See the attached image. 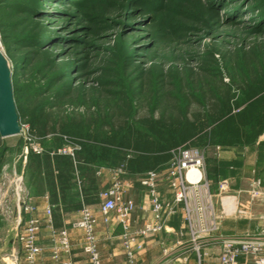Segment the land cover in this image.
<instances>
[{"label":"trees","instance_id":"1","mask_svg":"<svg viewBox=\"0 0 264 264\" xmlns=\"http://www.w3.org/2000/svg\"><path fill=\"white\" fill-rule=\"evenodd\" d=\"M183 3L195 6L209 31L236 25L248 13L246 36L264 39V0H0V34L13 58L20 121L43 148L29 151L26 168L32 186L48 188L55 216L101 202L102 167L144 175L168 167L179 147L264 146V40L248 50L238 48L239 77L232 84L223 79L216 87L202 84L196 102L195 90L188 92L184 79L176 78L192 69H170L173 93L160 84L168 74L160 63L148 71L137 62L139 56L160 58L158 45L188 31L178 19ZM60 22L61 29H53ZM111 31L114 43L95 51ZM100 54L106 61L92 67ZM30 66L34 78L27 75ZM157 89L164 93L140 112L136 100ZM164 94L173 99L170 112L161 108ZM68 103L89 111L63 114ZM68 146L73 153L62 151ZM6 150L0 136V172Z\"/></svg>","mask_w":264,"mask_h":264},{"label":"crops","instance_id":"2","mask_svg":"<svg viewBox=\"0 0 264 264\" xmlns=\"http://www.w3.org/2000/svg\"><path fill=\"white\" fill-rule=\"evenodd\" d=\"M263 140L264 136L260 141ZM66 149L67 153H73L72 147L68 146ZM208 149L213 150L215 162L213 165L209 164L206 149H203L205 165L202 175L209 182L208 191L211 195L204 193L203 201L191 203L190 213L185 202H176L175 190L168 179L167 166L158 170L155 180L158 196L166 207L161 212V218L156 217L150 187L142 184V177L147 174L130 175L113 167L99 169L102 193L120 180L124 186L123 199L133 200L135 204L130 219V231L135 241L129 248L125 244V230L117 213L112 211L108 215L109 220H105L102 198L98 204L85 205L80 210L55 216L48 188L34 187L31 184L26 168L28 154L22 149L18 157L2 165L1 171L4 166L10 165L11 171L15 170L24 175L26 192L34 211L28 213L22 206L20 208L12 187L4 195H0V264H11L10 257L13 253L19 255L22 261L25 260L18 236L24 221L30 217L38 218L41 223L38 244L43 251L38 259L39 264L67 261L72 264H91L90 255L85 250V231L79 225L84 209H89L97 219L96 237L102 264H130L129 250L134 253L136 264H221L219 257L224 237L264 233V146L256 144L234 149ZM191 177L197 178V173H192ZM227 178L233 182L229 183L226 191H221L218 183ZM256 188L262 194L252 198L248 191ZM75 192L79 201L80 190L76 189ZM162 221L165 229L154 237L145 238L139 233L146 225H156ZM206 226L216 228L202 233L199 242L202 248L198 251L192 240L193 231L199 232L200 228ZM63 229L69 234V252L61 248L60 232ZM57 250L60 253L59 259L54 258ZM239 260L244 261V257Z\"/></svg>","mask_w":264,"mask_h":264},{"label":"built area","instance_id":"3","mask_svg":"<svg viewBox=\"0 0 264 264\" xmlns=\"http://www.w3.org/2000/svg\"><path fill=\"white\" fill-rule=\"evenodd\" d=\"M36 153H42L43 148L37 146L33 149ZM63 152H67L64 149ZM29 153V147H26L25 154ZM205 165V157L201 150L197 148L179 147L173 151V158L167 167L168 179L172 188L175 190L176 202H185L188 206V213L191 211V203L200 200L203 201L204 193L211 195L209 190V182H207L203 175L202 169ZM10 165L4 166L0 172V195H4L11 187L15 189L17 203L24 208L28 213L34 211V206L29 202V198L25 188L24 175L17 173L15 170L11 171ZM14 168V167H13ZM197 173V178H192V173ZM158 177V171H150L146 176L142 177V184L150 187L152 193V203L157 218H161V212L165 204L160 200L157 190L155 188V180ZM229 187L227 181L220 184V190L226 191ZM123 183L120 180L105 190L101 194L103 199L102 212L105 220L108 221V215L115 211L118 215V220L122 223L125 230V244L129 248L130 244L135 241L130 229L131 214L135 209L133 200L125 201L123 199ZM207 191V192H206ZM198 192V195H197ZM252 198L259 197L262 192L260 189H252L248 191ZM198 196V198L196 197ZM83 218L79 225L84 229L86 235L85 250L89 253L91 264H102L101 256L98 249V241L96 237L97 219L89 209L83 210ZM50 212V211H49ZM191 218V214H190ZM214 227L200 228L199 232L193 231V242L195 248L200 251L202 244L199 243L201 235L204 232H209ZM41 229L40 220L36 217H30L24 221L23 229L20 232L18 239L22 245L25 253V260H21L19 255L13 253L10 257L11 264H39L38 259L42 254L43 248L38 244V237ZM165 229L162 222L153 225L149 224L143 227L139 233L145 238H151ZM61 248L69 252L71 243L69 234L66 229L60 232ZM130 264H136L134 253L129 250ZM59 251L54 254L55 259H59ZM244 257V261L240 262L239 258ZM221 264H264V233L258 235H247L245 237H224L222 240V252L220 255ZM58 264H72L71 262H60Z\"/></svg>","mask_w":264,"mask_h":264},{"label":"rangeland","instance_id":"4","mask_svg":"<svg viewBox=\"0 0 264 264\" xmlns=\"http://www.w3.org/2000/svg\"><path fill=\"white\" fill-rule=\"evenodd\" d=\"M183 5H185V3H183ZM194 8L195 6L186 4L184 8L185 11H182L178 16V19L189 27L188 31L182 38L173 39L171 41L158 45L156 49L160 58H158L157 56L155 59H151V57L148 58L147 56H139L137 58V62H140L143 69L148 71L153 67V62L156 61L160 63L163 66L164 71L168 73L160 81V84L164 82V86L167 87L166 92L173 91V93L174 91L176 92V87H174L173 84L175 76L169 74L170 69L175 65H177L180 69H184L185 67L192 69V73L189 75L184 73V71L182 70L180 75L176 76V78L182 77V79H184L183 82L187 86L185 87V90H188V92L191 91V88H193V91L195 90L196 96L192 100H195L196 102L200 94L199 87L202 84L205 83L206 85H208L210 83L214 87H216L221 79H223V81L227 84H232L234 81L233 78H238L240 75V71L236 67H234L235 61L238 60L234 58L236 56V50L238 48H241L242 46L245 50H248L251 46H253L254 43L263 41L264 39L262 38L256 41L254 37L246 36L247 32H245V27L251 24L249 21L250 15L248 13L244 14V17L240 21H238V24L236 25L226 24L225 26L220 27V29L218 30L209 31L204 22L205 19L201 18V16L196 10H194ZM221 13H224V9H222ZM222 16L224 15L222 14ZM62 22H60L59 24H54L53 29H61L60 24ZM122 28H125V26L122 25ZM110 35L111 36L108 39L102 38L101 40H99L97 42L98 46H96L94 50L98 51L99 49L101 50L111 46L114 43L115 34L111 31ZM143 35L144 37L142 36L143 38L141 40V46H145L149 42L147 36H145V34ZM136 37V34L131 36L130 39L132 40V42L136 40ZM0 42L2 50L6 54L12 66L14 64L13 58L7 52L5 46L3 45L1 34ZM162 55L163 57H167V59L164 58L165 60H163ZM99 57V59L95 58V56L93 57L92 67L99 66L101 63H104V60L106 61V59L101 60L104 55L100 54ZM95 61H97V64H95ZM27 70L28 77L34 78V67L30 66ZM93 79L95 78L92 77L91 81ZM151 80L152 79H150V81ZM162 93L164 92H162L161 90L158 91V89L157 91L149 90V92H143L140 98L136 100L139 102L138 105L140 104L138 106L139 111L145 114L147 109H149L148 106H150V103L153 102L155 95ZM164 101L165 103L161 108L169 112L172 111L174 105L173 99L165 95ZM196 105L197 104H195L194 107H196ZM88 111L89 110L84 105L76 106L74 104L68 103L64 107L62 113H87ZM158 113L159 112L157 111L156 115ZM21 124L24 128L22 134L4 138V145L7 148V150L5 151L8 157L7 161L18 157L21 154L22 149H26L25 147H29V151L33 150L37 146L42 147L37 139H34L30 136L29 126L26 123ZM213 154L214 153L212 149H206V156L209 157L210 165H213L215 162L214 156H212ZM223 181H227L230 184L231 182H233L232 179L227 178L219 181L218 184L220 185Z\"/></svg>","mask_w":264,"mask_h":264},{"label":"water","instance_id":"5","mask_svg":"<svg viewBox=\"0 0 264 264\" xmlns=\"http://www.w3.org/2000/svg\"><path fill=\"white\" fill-rule=\"evenodd\" d=\"M23 131L14 96L12 66L0 42V136L8 138Z\"/></svg>","mask_w":264,"mask_h":264}]
</instances>
